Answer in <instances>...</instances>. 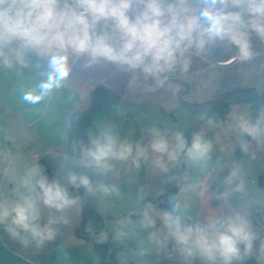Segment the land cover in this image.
I'll return each instance as SVG.
<instances>
[{"label":"clouds","instance_id":"obj_1","mask_svg":"<svg viewBox=\"0 0 264 264\" xmlns=\"http://www.w3.org/2000/svg\"><path fill=\"white\" fill-rule=\"evenodd\" d=\"M252 32L264 39V0H0L3 64L12 66L6 48L21 64L28 53L47 60L37 90L23 94L22 99L30 104L39 103L62 87L81 58H86L89 67L106 63L123 71L139 72L145 81L151 79L160 86L177 65L187 70L193 50L199 54L217 42L236 46L238 58L250 60ZM145 88L152 90L148 85ZM229 118L234 120L233 132L249 137L258 148L264 147V106L257 110L254 120L251 111L235 117L229 114ZM149 135L151 141L145 147L139 141L121 139L117 126L109 124L89 133L87 144L80 147L81 160L85 167L105 172L110 161L131 160L139 169L150 149L154 168L168 173L169 164L181 154L193 162L211 159L213 144L202 132L193 135L190 146L180 130L169 137L152 127ZM240 148L248 152L249 144L241 140ZM33 180L34 187L22 202L0 200V225L22 245L28 243L22 233H29L36 247L43 248L56 238V220L42 218L37 200L43 208L79 212L74 193L83 187L86 193L94 194L96 188L88 176L71 171L67 183L61 184L36 167L27 173L25 185ZM172 199L173 211L147 203L139 210L136 222L121 220L119 237L126 238L138 227L146 233L145 250L169 264L177 260L179 264H242L252 258L264 264V238L253 231L246 215L210 210L202 217L198 214L195 220L189 217L190 222L185 224L181 217L189 205ZM88 230L91 232V227ZM107 239V232L96 237L100 244ZM257 241L258 250L254 247Z\"/></svg>","mask_w":264,"mask_h":264},{"label":"crops","instance_id":"obj_2","mask_svg":"<svg viewBox=\"0 0 264 264\" xmlns=\"http://www.w3.org/2000/svg\"><path fill=\"white\" fill-rule=\"evenodd\" d=\"M249 43L253 57L248 61H241L238 58V48L226 42H217L199 54L193 50L189 54L187 70L177 65L173 71L166 74L167 79L160 86H156L151 79L145 81L139 72L123 71L106 63L89 67L86 58H81L74 63L72 72L63 86L53 90L37 104L26 103L22 97L26 91L37 90V85L43 79L42 74L47 69L46 58L28 53L24 56L25 63L21 64L6 48L4 51L12 61V66H5L3 58L0 57V165L9 157V152L5 153L3 149L8 148L10 140L17 145H31L35 149L33 160L36 163L41 159L48 162L51 157H68V128L71 116L75 111H84L90 107L91 94L100 86L109 89L119 100L102 107L94 118L89 133L114 124L121 139L126 138L133 143L139 141L145 147L151 141L149 130L152 127L159 128L166 136L171 137L175 131H183L179 117L206 119L207 110L191 109L184 103L202 105L218 99L234 88L254 89L255 94L264 96V39L252 32L249 34ZM11 47L15 48V45ZM145 85L150 86L152 90H146ZM245 96L233 101L239 105ZM237 146L238 144L233 145L231 142L228 149L232 152ZM14 158L22 165L29 161L21 154L13 155L12 160L8 161L9 166H6L4 174L0 176V200L22 202V197L29 194V189L34 187V184L31 181L26 186L25 176L19 179L12 189L6 188L5 176L9 173L7 170L13 164ZM109 164L110 168L106 172L97 169L99 178L94 187V194L86 193L83 187L74 193L75 196H83L85 210L92 220L101 214L99 188L102 179L115 180L123 168H129L128 174L121 182L141 184L145 183L150 174L146 161H142L139 169L132 165L131 160L110 161ZM179 164L178 159L169 171ZM191 164L196 166L197 162L191 161ZM140 187L141 202L147 204L158 201L165 193V176L162 186ZM240 189H243L242 185ZM122 215L124 220L136 222L139 219V210L126 211L124 214H106L107 218H118ZM133 215L136 218H131ZM181 218L183 223H189L185 218ZM111 228L118 247L131 246L141 252V255H145L149 263H167L150 250H145L148 248L146 233L138 227L126 238L119 237V227ZM22 235L28 240L26 245L11 239L0 225V264H85L88 254L94 252L96 255L93 245L89 243L92 247H88V242L79 239L76 234L74 238H69L71 246L61 252L56 251L61 244L59 239L57 246L50 241L43 248H37L29 233ZM29 240H32V243H29ZM124 256L120 254L118 259L121 260ZM96 258L99 264L97 255ZM132 260L133 258L128 261L132 263Z\"/></svg>","mask_w":264,"mask_h":264},{"label":"rangeland","instance_id":"obj_3","mask_svg":"<svg viewBox=\"0 0 264 264\" xmlns=\"http://www.w3.org/2000/svg\"><path fill=\"white\" fill-rule=\"evenodd\" d=\"M261 106H264V96L249 92L239 105H236L232 100L230 114L235 117L251 111L254 120L257 110ZM179 120L183 131L191 126H199L201 128L200 132L207 139L211 140L213 144L211 159L206 162H197L196 166H192L190 163L187 172L183 175V189L177 199L182 204H188L189 209L182 217L190 222L189 217L195 220L198 214L202 217L210 210H215L217 214L238 212L246 215L252 221L253 231L258 232L261 238H264V186H262L264 185V147L258 148L256 142L250 139L248 142L249 151H242L240 148L241 139L238 137L237 132L232 131L231 125L234 123V120L230 118L221 123L200 119L199 117L189 118L181 116ZM261 138L264 139V133H262ZM13 142L11 140L8 141L7 147L9 149H3V152H9V157L0 165V176L4 174L6 166H9L8 161L12 160L13 155H24L29 161L26 165H22L14 158L13 164L7 170L9 173L5 176V185L8 189H12L19 179L27 176V173L31 169L39 167V164L33 160L35 149L31 145H17ZM231 142L233 145L238 144L236 150H232V152L228 149ZM237 151H240V156L239 160L235 161V152ZM147 156L146 163L150 174L146 177L145 183L129 184L121 182L122 178L128 174L129 168H123L115 180L102 179L100 182L99 189L101 194L99 196V204L101 214L98 217L104 219L106 227L113 235V238L114 234L111 227H120L119 222L125 218L122 215V217H111L112 220H107L106 214L108 212H112L113 214L122 212L124 214L126 211L140 210L145 205L141 202L139 196L140 192L142 193L140 186H162L165 173H161L158 169L154 168L152 164L154 154L151 153L150 149ZM175 162H171L169 168H172ZM32 182L35 184L34 180ZM240 185L243 186V189H240ZM128 194L131 196L128 197ZM15 195L17 194L15 193ZM221 196L223 197L222 199L219 198ZM76 197L79 201V212L55 210V215L49 216L56 220L54 227L57 229V235L52 243L54 246H57L58 239L61 242L56 251L59 250L61 252L71 246L69 238L75 237V231L82 222L85 199L79 194ZM122 207H124L123 210ZM49 217L42 218L46 220ZM130 221L133 222V220ZM29 243H32V240H29ZM87 245L88 247H92L89 243ZM254 247L258 250L259 241L256 242ZM120 248L124 250L117 252L116 259L119 264H133V262L134 264H155L149 263L145 255H141V252L132 249L131 246ZM120 254L125 255L121 260L118 259ZM132 258L131 263L128 260ZM97 263L98 261L94 252H91V255H87L85 264ZM166 264H169V262L167 261ZM171 264H179V261H173ZM196 264H199V262H196ZM232 264H241V262L233 261ZM242 264H257V261L255 258H252L242 262Z\"/></svg>","mask_w":264,"mask_h":264},{"label":"trees","instance_id":"obj_4","mask_svg":"<svg viewBox=\"0 0 264 264\" xmlns=\"http://www.w3.org/2000/svg\"><path fill=\"white\" fill-rule=\"evenodd\" d=\"M249 92H254V89L234 88L228 92H225L214 101L202 105H193L188 103H184V105L191 109H205L207 110V120H213L215 123H221L229 118V114L231 113L232 100L238 99L248 94ZM118 100L119 98L115 94H113L109 89L104 86H100L95 89L91 94L90 107L87 110L75 111L72 114L70 119V125L68 128V156L81 158L80 147L82 143L87 144L88 142L90 126L94 118L97 116L103 106L107 104L117 103ZM199 131V126H191L183 131L185 139L189 146L191 145L193 135ZM238 137L247 143L250 141L249 137L241 136L239 133ZM239 156L240 151H237L235 161L239 160ZM178 159L180 163H185L186 167L182 168L179 164L175 169H172L168 171V173H166L165 193L158 201L153 202L156 207L162 210L173 211L172 198H177L179 192L181 191L184 183L183 175L187 172V168L190 166L191 163V160H189L184 154H181ZM38 164L43 174L48 175L49 178L52 179L53 170L48 164V162L45 159H41ZM33 195L35 194L33 193ZM131 218H136V216H131ZM106 219L112 220V218L109 217ZM89 227H91V232L88 230ZM101 232H107L108 234V239L103 244L97 243L96 240V237ZM75 234L79 239L84 240L85 242L91 243L93 245L94 251L99 259V264H119L116 259V255L117 252H121L124 249L116 246L113 235L106 227L104 219H102L101 217H97L96 219L92 220L88 217L87 212L84 209L82 222L80 226L76 229Z\"/></svg>","mask_w":264,"mask_h":264},{"label":"water","instance_id":"obj_5","mask_svg":"<svg viewBox=\"0 0 264 264\" xmlns=\"http://www.w3.org/2000/svg\"><path fill=\"white\" fill-rule=\"evenodd\" d=\"M48 164L53 170V178L57 179L60 183H67V174L71 171L77 176L86 175L89 177L91 184L95 187L98 183V170L95 167H85L81 158L75 157H51L48 159ZM182 168H185V163H180ZM38 204L42 207V216L49 217L54 215V209L43 208L42 202L37 200Z\"/></svg>","mask_w":264,"mask_h":264}]
</instances>
